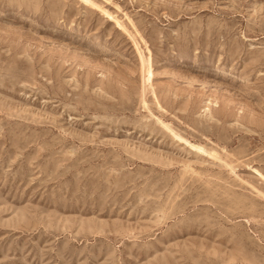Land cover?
Here are the masks:
<instances>
[{
    "label": "rangeland",
    "instance_id": "374dc122",
    "mask_svg": "<svg viewBox=\"0 0 264 264\" xmlns=\"http://www.w3.org/2000/svg\"><path fill=\"white\" fill-rule=\"evenodd\" d=\"M0 264H264V0H0Z\"/></svg>",
    "mask_w": 264,
    "mask_h": 264
}]
</instances>
